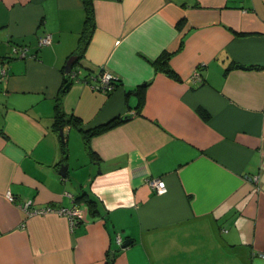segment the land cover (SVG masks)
Returning <instances> with one entry per match:
<instances>
[{"label": "crops", "instance_id": "1", "mask_svg": "<svg viewBox=\"0 0 264 264\" xmlns=\"http://www.w3.org/2000/svg\"><path fill=\"white\" fill-rule=\"evenodd\" d=\"M91 2L0 0V264H264V0Z\"/></svg>", "mask_w": 264, "mask_h": 264}, {"label": "built area", "instance_id": "2", "mask_svg": "<svg viewBox=\"0 0 264 264\" xmlns=\"http://www.w3.org/2000/svg\"><path fill=\"white\" fill-rule=\"evenodd\" d=\"M51 42V35L49 33H44L38 38V45H48ZM27 48L25 46L14 47V52L24 56ZM4 69H0V74L4 75ZM70 77H74V73H70ZM92 78L95 82L92 84V88L100 90L103 92H110L115 87V81L117 77L110 72L101 68L96 74L92 75ZM192 78L195 82L201 81V75L198 69H195L192 73ZM147 184L158 193H163L166 191V185L164 180L158 177H151L147 179ZM7 198L13 200V197L8 192ZM24 208L27 213L30 214H47L55 212L57 214L63 215L67 218L69 226L72 228L81 218V209L76 204H73L70 207H55L52 205H45L36 208L28 209V203L24 204ZM117 241L120 243V238H117Z\"/></svg>", "mask_w": 264, "mask_h": 264}, {"label": "trees", "instance_id": "3", "mask_svg": "<svg viewBox=\"0 0 264 264\" xmlns=\"http://www.w3.org/2000/svg\"><path fill=\"white\" fill-rule=\"evenodd\" d=\"M84 3H85V9H86V30H87V33L88 31L90 32L91 28L93 27V7H92V2L91 0H83ZM167 57L166 55H163L162 56V61H161V66L164 67V65L167 63ZM167 71H169L167 69ZM117 81H115V86L117 85ZM140 106V105H139ZM128 116L127 115H119V116H116L112 119H110L109 121H107L106 123L104 124H101L100 126H97L93 129H90V130H85L83 131L84 133V144L85 146L87 145V141H88V138L91 136V135H94V134H98L120 122H122L123 120H125ZM76 118H73L71 121V123H73V125H76V121L74 120ZM53 124H54V130L57 131L59 130L60 127H63V117L59 114V111L57 110L54 118H53ZM61 142H62V146L64 147V142H65V139H61ZM86 202H87V205L89 207V209L92 211V212H96L97 211V207H96V202L93 200V199H90V198H87L86 199Z\"/></svg>", "mask_w": 264, "mask_h": 264}, {"label": "water", "instance_id": "4", "mask_svg": "<svg viewBox=\"0 0 264 264\" xmlns=\"http://www.w3.org/2000/svg\"><path fill=\"white\" fill-rule=\"evenodd\" d=\"M66 69H67V71H70V70H71V63H68V64H67ZM67 85H68V84H66V86H67ZM59 134H60V137L63 138V127H60V128H59ZM63 168H65V167H63ZM61 173L64 174L63 170H61ZM130 242H131V239H129V238H128V239H125V240L122 242L121 246H122V247L127 246Z\"/></svg>", "mask_w": 264, "mask_h": 264}]
</instances>
